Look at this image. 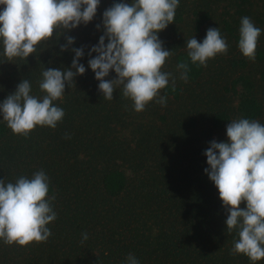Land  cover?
<instances>
[{"label":"trees","instance_id":"obj_1","mask_svg":"<svg viewBox=\"0 0 264 264\" xmlns=\"http://www.w3.org/2000/svg\"><path fill=\"white\" fill-rule=\"evenodd\" d=\"M120 2L126 3L111 0L107 9ZM240 11L261 29L256 57L264 63V0H243ZM213 12L212 7L194 9L196 32H201L212 21ZM184 13L183 9L176 12L174 23L183 22ZM226 13L229 14V10ZM226 13H222L223 30L239 43L241 23L237 21L233 25ZM73 31H65L58 41L54 34L52 40L41 42L34 54L23 59L9 60L0 41V103L16 91L23 79L31 84L30 94L42 99L46 95L39 86L42 72L46 68H71L75 57L73 48H83L84 56L79 62L86 68L85 74L77 75L66 85L62 98L53 101L65 112L55 129L38 125L27 136L18 135L0 114V139L8 140L0 147V180L15 183L21 176L31 179L35 172L43 170L49 178L48 196H55L51 204L57 214V219L47 225L51 231L49 239L21 246V255L27 261L19 263L18 260L14 264H127L129 253L140 264H264V260L252 262L246 255L232 253L234 241L239 239L238 230L228 232L229 213L217 187L204 171L209 167L204 153L213 141V131L229 123L231 114L226 109L213 112L208 120V139L202 140L195 152H187L182 160L181 155L167 158L168 153L162 149L163 141L177 142L176 129L171 131L167 141L163 139L167 136H156V131L150 134L153 139L142 135V141L152 140L150 153H160L161 159L155 169H148L145 176L138 175L142 177L135 182L128 171L116 163L127 153V148L119 140L114 141L117 144L111 143V136L117 131L127 135L130 126L146 114L141 113L142 116L129 105L123 86L116 88L112 100L104 99L95 87L98 80L88 61L98 54L89 56V52L98 45L97 38L104 35V27L101 35L94 25L88 28L91 35ZM68 36L74 37L75 43L67 51H61L60 46L67 44ZM187 52L183 50L176 55V65L187 62L188 81L195 82L205 67L193 64ZM240 62L243 67L247 66V60ZM114 73L110 71L105 79L116 78ZM258 78L264 88V68ZM233 88L238 93V111L242 118L256 120L264 108L257 81L250 74H240L234 78ZM161 92L164 97L178 100L183 89L175 84L173 90L169 82ZM125 114H131L134 122L127 120ZM156 115L167 120L158 111ZM86 118L91 121L85 124ZM186 120L188 125L181 127L187 133L200 123L196 116ZM97 135L102 139L96 147L97 153L85 152L88 145L95 144ZM120 137L127 140V136ZM132 154L142 156L135 149ZM164 160L166 165L162 166ZM241 208H246V202ZM83 233L88 234L87 240H83ZM1 248L0 245V254Z\"/></svg>","mask_w":264,"mask_h":264},{"label":"clouds","instance_id":"obj_2","mask_svg":"<svg viewBox=\"0 0 264 264\" xmlns=\"http://www.w3.org/2000/svg\"><path fill=\"white\" fill-rule=\"evenodd\" d=\"M101 0H0V41L4 55L9 59L28 58L41 42L48 43L54 34L57 41L65 31L81 23L93 21ZM180 0H133L131 4L115 3L103 13L104 35L91 48L88 66L99 81L103 98L114 99V91L123 86V95L141 112L157 100L166 105L160 90L169 79L175 90V77L163 72L166 60L173 54L166 50L159 33L174 23ZM100 28V25H97ZM261 29L245 16L239 29V49L248 59L256 60V49ZM108 41L105 43V41ZM75 43L68 36L61 51ZM187 54L193 64L207 66L208 60L218 54H227L228 44L219 28H209L203 42L195 36L186 41ZM75 57L71 68H46L42 72L40 89L46 95L40 99L31 95L29 80L23 79L16 91L0 103V114L8 127L18 135L27 136L36 126L53 129L62 121L65 112L53 104L60 100L77 75L86 72L80 63L83 48H73ZM180 79L187 82L190 71L187 62L177 64ZM72 69H75L73 71ZM114 70L117 78L106 80ZM159 97V99H157ZM227 142L213 140L206 149L208 168L205 173L214 182L220 199L229 215L227 230H238L232 253L246 255L252 262L264 260V124L257 120L240 118L226 128ZM49 178L43 170L29 179L19 177L15 183L0 180V240L5 244L27 246L32 242H46L51 236L47 227L57 219L48 196ZM246 202V208L241 204ZM83 240L88 234L83 233ZM127 264H140L131 253Z\"/></svg>","mask_w":264,"mask_h":264},{"label":"rangeland","instance_id":"obj_3","mask_svg":"<svg viewBox=\"0 0 264 264\" xmlns=\"http://www.w3.org/2000/svg\"><path fill=\"white\" fill-rule=\"evenodd\" d=\"M111 0H101L100 5L97 9V14L94 17L93 21L87 25L81 23L77 28L73 29V32L85 31L91 35L88 31L89 27L100 25L98 28L99 33L102 34L101 30L103 28V13L107 9L108 3ZM126 3L131 4L133 0H125ZM4 7V6H0ZM213 8V18L210 23L203 27L201 32H196L194 30V9H208ZM243 8V0H180L179 5L176 9V12L183 9L184 21L178 23L170 24L165 30L159 33V39L163 41V46L166 50L172 51V55L166 60L162 71L172 73L175 77V84H179L182 89V96L178 100L166 97V105H162L157 102L156 99L149 102L145 109L140 112L145 113L142 115L141 121L134 122L131 114H125L127 120L132 119L134 126H130V131L127 135H123L117 132H113L112 140L114 144L115 140H119L127 148V153H124L123 157H120L117 160V164L122 168L126 169L132 179L137 182L142 176L137 177L138 175L146 174L147 170H153L157 167L158 161L161 159V154L150 153V145L152 140L142 141V135L153 139L150 136L153 131L156 133V136L161 137L162 134L167 136L163 139L166 141L172 135L171 131L176 129L178 140L175 144L172 142H164L162 149H165L168 153L167 158L172 155L179 156L181 155L184 159V155L187 152L193 153L200 146L202 140L208 139V120L210 115L219 110L226 109L231 114V121L242 118L240 112L238 111L239 97L238 93L233 88V80L240 74H250L258 83V94L264 104V88L259 82V76L261 70L264 68V63L257 60L252 61L246 58L240 51L238 43L230 37L223 30L222 20H223V11H228V18L233 25L240 21L243 18V13L240 11ZM2 11V10H0ZM209 28H219L222 37L226 38L228 44L227 54H218L215 58L208 60L207 66L204 69L202 76L195 82H190L187 80L180 79V70L177 69L176 65V55L183 50H187L186 41L193 38L198 40V42H203L206 37L207 30ZM98 42L99 39L97 38ZM261 44V41L258 40V45ZM256 49V51H257ZM247 60V66L243 67L241 65L242 60ZM113 77L117 78V74L114 73ZM169 82H172V79H169ZM95 87L99 88V81H96ZM160 97H164L161 90L159 93ZM159 99V97L157 98ZM129 105H133V101L130 98H127ZM134 107V106H133ZM96 109V107H94ZM92 111V110H91ZM127 111V110H125ZM155 111L165 115L167 120H163L158 115L154 116ZM95 113L94 111H92ZM92 112L89 113V118L92 119ZM196 116L199 120V125L192 130V132L187 133L183 130V127L188 125V118ZM89 118L84 120L85 124ZM261 124H264V108L263 113L256 119ZM91 121V120H90ZM230 121V122H231ZM184 122V123H183ZM229 122V123H230ZM227 123L222 129H217L213 131L212 137L213 140L217 142H227V132L226 128ZM125 124V122L123 123ZM122 124V125H123ZM186 128V127H185ZM132 130V131H131ZM204 130H207L204 134ZM92 131V130H91ZM101 135V134H100ZM127 136V140L120 137ZM88 136L85 139H88ZM156 140H161L162 138H155ZM154 139V140H155ZM7 139H0V147L4 146L7 143ZM99 141L102 139L97 135L95 139V144L88 145V148L85 152L96 154L98 150L96 147L99 146ZM162 141V140H161ZM150 143V144H149ZM161 148V147H160ZM133 149L139 150V154H132ZM73 151L71 150L70 153ZM166 161L164 160V165ZM148 164V165H146ZM184 168H187L185 163H182ZM146 165V166H145ZM0 245L2 253L0 254V262H3V258L6 260L1 264H14L15 261L20 260L19 263L27 261L21 254L23 253L22 247L18 244L8 245L0 240ZM4 251V253H3Z\"/></svg>","mask_w":264,"mask_h":264}]
</instances>
